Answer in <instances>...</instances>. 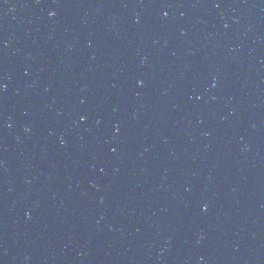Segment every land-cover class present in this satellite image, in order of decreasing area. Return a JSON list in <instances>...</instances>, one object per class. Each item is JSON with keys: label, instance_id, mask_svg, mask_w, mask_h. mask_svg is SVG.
Segmentation results:
<instances>
[{"label": "water", "instance_id": "water-1", "mask_svg": "<svg viewBox=\"0 0 264 264\" xmlns=\"http://www.w3.org/2000/svg\"><path fill=\"white\" fill-rule=\"evenodd\" d=\"M0 264H264V0H0Z\"/></svg>", "mask_w": 264, "mask_h": 264}]
</instances>
